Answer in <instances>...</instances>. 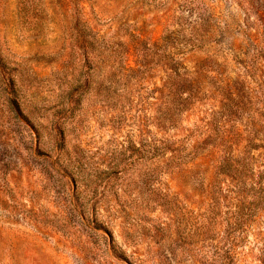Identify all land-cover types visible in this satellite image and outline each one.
I'll use <instances>...</instances> for the list:
<instances>
[{
	"label": "rangeland",
	"instance_id": "obj_1",
	"mask_svg": "<svg viewBox=\"0 0 264 264\" xmlns=\"http://www.w3.org/2000/svg\"><path fill=\"white\" fill-rule=\"evenodd\" d=\"M0 264H264V0H0Z\"/></svg>",
	"mask_w": 264,
	"mask_h": 264
}]
</instances>
